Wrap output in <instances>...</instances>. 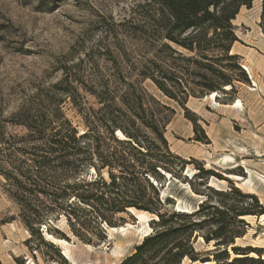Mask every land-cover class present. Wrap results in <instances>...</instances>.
Listing matches in <instances>:
<instances>
[{"label": "rangeland", "instance_id": "374dc122", "mask_svg": "<svg viewBox=\"0 0 264 264\" xmlns=\"http://www.w3.org/2000/svg\"><path fill=\"white\" fill-rule=\"evenodd\" d=\"M261 4L262 0H254L250 8L242 6L232 21L238 40L233 43L231 54L238 56L248 81L235 71L233 89L218 90L216 102L206 93L189 95L182 105L140 75L149 71L146 68L150 60L170 57L157 41L147 38L152 26L145 17L153 0H0V121L22 107L36 106L38 95H44L70 72L78 80L73 85L79 96L75 105L70 101L63 103L62 110L82 133L87 129L83 117L91 115L89 109L101 106L88 87L100 90L106 84L116 92V102L121 105L119 97L129 89L127 83L140 80L149 95L173 110L166 112L169 122L164 132L169 150L186 161L194 159L180 170L166 174L158 183L166 223L180 227L176 239L188 235L193 256L199 262L226 264L236 257L233 246L246 252L258 250L264 259V225L260 221L264 215V182L260 178H264V69L254 66L258 57L264 64V31L259 25ZM120 23L124 26L120 27ZM141 27L147 34L139 31ZM176 63L193 69L181 61ZM242 65L251 69L254 86ZM169 85L174 89L172 83ZM237 100L240 106H229ZM194 121L200 128L195 129ZM6 131L25 133L23 127L9 123ZM203 135L206 142L196 140ZM225 156L231 159L225 160ZM85 172L87 179L95 176L92 168ZM101 173L107 179V169ZM194 174L196 177L190 180ZM228 174L249 179L252 189ZM150 180L155 182L152 177ZM177 206L194 215L171 217V213L179 211ZM215 208L224 212L217 213ZM127 210L113 216L114 226L131 224L140 228L138 220ZM19 211L0 176L2 264H119L135 252V247L154 228H160L149 220L150 230L145 236L144 231L132 228L108 234L106 229L100 230L87 220V225L94 227L78 237L60 215L50 222V231L43 225L41 234L30 238L19 221ZM230 235L232 239L227 245H217ZM53 238L65 241L68 256L63 244ZM173 241L165 244L159 256ZM189 262L184 259L181 264Z\"/></svg>", "mask_w": 264, "mask_h": 264}, {"label": "trees", "instance_id": "16d2710c", "mask_svg": "<svg viewBox=\"0 0 264 264\" xmlns=\"http://www.w3.org/2000/svg\"><path fill=\"white\" fill-rule=\"evenodd\" d=\"M253 1L153 0L145 17L152 30L147 34L141 27L139 31L169 51L170 57L150 60L146 68L149 71L140 73L142 78L150 79L164 95L182 105L189 95L223 91L227 85L233 89L235 71L247 82L238 56L230 52L238 40L232 21L242 6L250 8ZM259 25L264 31V0ZM176 61L192 65L193 69ZM75 82L78 80L72 73H65L44 95H38L36 106L22 107L0 121V176L20 207L18 218L30 238L40 235L43 225L50 231V222L60 215L74 234L83 237L82 231L92 227L87 220L100 230L105 229L104 225L115 227L113 216L134 208L156 215L157 219L150 221L160 228H154L135 247V252L119 264H181L184 259L195 262L189 236L176 239L180 227L168 225L165 212L161 211L158 183L166 175L163 172L172 174L194 161H186L169 150L164 132L169 122L166 112L173 110L149 95L138 79L127 83L129 89L119 97L121 105L116 102V92L106 84L100 90L88 87L101 106L89 109L91 115L83 117L87 129L79 133L62 110L66 101L76 103L79 93ZM7 123L23 127L25 133L7 132ZM194 126L200 128L195 121ZM118 130L124 139L115 135ZM196 140L208 139L203 135ZM88 168L93 169V178L84 176ZM103 169H107V179L102 176ZM194 177L196 174L190 180ZM192 215L182 210L170 214L177 218ZM229 239L231 235L217 245H227ZM84 240L90 243L89 239ZM170 240L173 243L159 256ZM232 251L239 256L226 264H264L258 250L250 251L257 257L239 247L233 246ZM205 261L210 260H202Z\"/></svg>", "mask_w": 264, "mask_h": 264}, {"label": "bare ground", "instance_id": "6f19581e", "mask_svg": "<svg viewBox=\"0 0 264 264\" xmlns=\"http://www.w3.org/2000/svg\"><path fill=\"white\" fill-rule=\"evenodd\" d=\"M233 52V49H231V53ZM258 56V55H257ZM256 57V56H255ZM254 59V58H253ZM254 62V61H253ZM246 70H247V72H248V74H249V77H250V79H251V81H252V85L254 86L255 84H256V82H255V80L253 79V75H252V72H251V69L248 67V66H246V65H242ZM254 66H255V69L257 68V69H264V64H263V61H262V59H260L259 57L255 60V62H254ZM226 88H229L230 86L229 85H227V86H225ZM217 95H219L218 94V92L217 91H213V92H211V93H209L206 97H208V98H210V99H212V100H214V102H216L215 101V97L217 96ZM241 105V102L239 101V100H237L234 104L232 103V104H230L229 106H240ZM116 136H118L119 138H121V139H124L125 137H124V135L118 130L117 132H116V134H115ZM224 159L225 160H227L228 159V161H229V159H231L230 158V156H225L224 157ZM163 172V171H162ZM163 173H165V174H167L168 175V173L167 172H163ZM229 175V177L230 178H232V179H235L236 181H241V184L242 185H244V186H246L248 189H252V187H251V185H250V180L249 179H244V178H241L240 176H238V175H234V174H228ZM261 179H262V181L264 182V178L263 177H260ZM238 185V184H237ZM188 186V185H187ZM176 210H182V209H180V206H177L176 207ZM129 211H131L130 213L132 214H134L135 216H136V219L138 220V223L141 225V227L139 228V226L137 225L136 227H134L133 225H131V224H127V226L126 227H124V226H119V227H109V226H107V225H104L105 226V229L108 231V234L109 233H111V232H121V233H123V232H127L128 231V229L129 228H132V229H135V231H144V234H143V236H145V235H147L148 234V232H149V230H150V226L148 225V221L149 220H151V219H157V216L156 215H153V214H149L148 212H145V211H140V210H136V209H134V208H129ZM182 211H187L186 209L185 210H182ZM260 221H261V223L264 225V215H261L260 216ZM46 235H48V234H46ZM53 240L54 241H57L58 243H61V244H63V246H64V254L66 255V256H68V254H69V252H68V249H67V247H66V243H65V241H63V240H57V239H54L53 238ZM114 253L115 254H117V255H119L120 254V252H117V251H114ZM234 255H238V254H234ZM249 255L250 256H257L254 252H250L249 253ZM73 263H74V261H73ZM213 262H210V261H205V262H199V261H195V262H189L188 264H212Z\"/></svg>", "mask_w": 264, "mask_h": 264}, {"label": "water", "instance_id": "95a60500", "mask_svg": "<svg viewBox=\"0 0 264 264\" xmlns=\"http://www.w3.org/2000/svg\"><path fill=\"white\" fill-rule=\"evenodd\" d=\"M127 211H129V210H127ZM129 212H131V211H129ZM132 215L136 218V216L132 213Z\"/></svg>", "mask_w": 264, "mask_h": 264}]
</instances>
